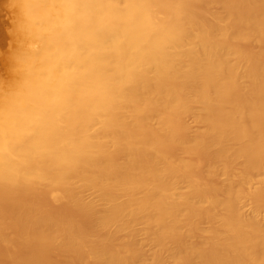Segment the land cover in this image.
<instances>
[{"label": "bare ground", "instance_id": "bare-ground-1", "mask_svg": "<svg viewBox=\"0 0 264 264\" xmlns=\"http://www.w3.org/2000/svg\"><path fill=\"white\" fill-rule=\"evenodd\" d=\"M66 3L20 92L0 0V264H264V0Z\"/></svg>", "mask_w": 264, "mask_h": 264}, {"label": "clouds", "instance_id": "clouds-1", "mask_svg": "<svg viewBox=\"0 0 264 264\" xmlns=\"http://www.w3.org/2000/svg\"><path fill=\"white\" fill-rule=\"evenodd\" d=\"M17 2L21 15L20 29L26 41V46L16 57L15 72L21 76L18 82L20 92L28 88L41 73L55 68L62 69L64 75L73 73L75 79L74 66L81 63L87 41L80 39L79 48L73 43L76 22L69 21L65 16L68 7L66 0ZM45 61H50L46 67L42 66Z\"/></svg>", "mask_w": 264, "mask_h": 264}]
</instances>
